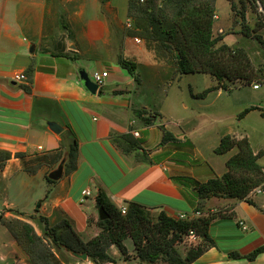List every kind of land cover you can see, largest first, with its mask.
<instances>
[{"label":"crops","instance_id":"crops-1","mask_svg":"<svg viewBox=\"0 0 264 264\" xmlns=\"http://www.w3.org/2000/svg\"><path fill=\"white\" fill-rule=\"evenodd\" d=\"M128 10L129 0L125 5L115 0H0V264H34L6 221L27 222L40 236L45 227L40 217L51 225L67 221L84 242L92 239L99 191L119 210L137 202L151 213L207 220L211 241L194 264H264V192L245 200L213 197L201 203L192 187L174 180L206 182L222 176L226 162L238 152L215 154L228 134L247 137L255 154L264 152V106L245 115L242 120L254 113L261 120L248 121L240 133L204 134L197 124L189 131L164 125L181 143L163 145L155 115L160 113L146 100V92L160 82L165 66L136 33V20L146 15L134 19ZM130 18L133 29L127 27ZM224 28L215 22L214 34H222L231 47H244L239 45L240 38L245 40L242 33ZM120 58L137 64L138 80L120 65ZM81 70L109 73L103 94L87 90ZM17 74L27 79L16 81ZM151 93L156 107L161 97ZM137 110L153 114L156 122L146 125ZM52 123L61 131L53 130ZM202 137L206 139L199 142ZM73 145L78 148L76 168L67 172ZM181 152L193 159H175ZM259 163L264 167V154ZM61 164L62 178L48 183L46 177ZM87 189L89 197L83 195ZM108 254L115 259L110 264H138L125 261L116 246ZM82 264L94 263L88 259Z\"/></svg>","mask_w":264,"mask_h":264},{"label":"trees","instance_id":"trees-1","mask_svg":"<svg viewBox=\"0 0 264 264\" xmlns=\"http://www.w3.org/2000/svg\"><path fill=\"white\" fill-rule=\"evenodd\" d=\"M145 1L146 4H141V0H129L128 13L134 19L136 13L146 14L149 18V26H153V29L149 31V27L145 28L141 37L147 48L154 53L155 59L159 63L165 61L160 53L165 47L173 56L174 68L178 74H206L215 80L216 84L199 94L198 98H205L214 91H231L236 84L249 85L254 82L258 84L264 82V66L261 65L255 70L252 60L244 48H233L222 43L224 39L222 35H214L213 26L217 0H166L165 7L162 6L164 10H160V12L169 11L171 14L169 18L164 15L155 16L156 14L153 13L156 7L154 0ZM257 2L261 4L264 10V0H239L241 5L240 16L244 22L241 32L248 38H254L264 48V35L258 33V30L253 33V29L245 24L248 3L256 4ZM236 7V4L232 3L233 11L236 10ZM151 12L152 14H147ZM260 29H264V24L260 25ZM119 62L138 80L135 62L123 58H120ZM99 94H103V88L99 90ZM254 109L256 108L246 109L241 116ZM135 113L146 125H152L156 122V120L154 121L155 116L144 110H137ZM155 115L156 117L160 116L159 114ZM160 129L163 133V145L181 143L165 126L160 125ZM126 138L128 136L119 137L120 140H126ZM188 146L193 147L189 142ZM235 148L238 149V153L228 159L226 162L227 171L222 176L209 179L206 182H199L191 177H175L174 180L183 186L192 187L195 196L201 203L213 197L247 199L251 190L264 184V167L259 163L264 152L255 154L247 137L237 139L229 134L221 139L214 152L217 155H224ZM77 154L78 148L73 145L70 151V161L66 164L67 172L76 168ZM180 156H186L184 158L186 160L190 154L182 155L179 153L175 159H181ZM9 158L10 155L6 154V159ZM46 179L48 183L56 182L48 177ZM95 200L98 209L101 206L105 207L110 217L104 221L98 218L99 234L87 244L81 243L83 245L81 249L75 248L72 244L63 243L64 239L60 234L61 229L68 228L77 235L67 221L59 225H51L47 218L40 217L45 226V235L53 237L55 242L64 244L71 252L87 254L95 264L115 262V259L108 254V250L112 246L119 249L125 261L130 260L132 255L125 244L127 238L132 239L136 251L135 257L142 264H156L160 260L166 264H194L205 251L206 244L211 241L208 235L209 223L207 220H182L170 217L165 212L152 215L148 209L137 202H129L128 211L123 215L116 206L108 203L102 191L98 192ZM11 221L24 226L28 241L34 244L36 241L42 243V239L35 233L31 224L20 220ZM5 224L30 255L31 253L25 248L20 237L14 234L10 222L6 221ZM190 230H195L202 237L203 243L197 248L190 249L183 256L176 245ZM260 251H255L251 258ZM30 258L34 264H37L32 255Z\"/></svg>","mask_w":264,"mask_h":264},{"label":"rangeland","instance_id":"rangeland-1","mask_svg":"<svg viewBox=\"0 0 264 264\" xmlns=\"http://www.w3.org/2000/svg\"><path fill=\"white\" fill-rule=\"evenodd\" d=\"M115 2L118 4L122 2L125 5L127 0H115ZM140 3L146 4V1L145 3ZM154 3L156 4L155 12H153L156 14L155 16L164 15L168 18L171 17L169 11L164 13L160 12V10H164L166 0H154ZM232 3H235L237 6L234 11L232 10ZM240 8L241 5L239 0H217L214 24L217 22L224 25V32L226 33H242L241 31L243 30L244 22L240 16ZM137 14L138 13H136V15ZM147 14H152V12ZM218 16L220 17V21ZM143 18V20H136L137 28L140 29V31L136 32L138 37H141V33L144 32L145 28L149 27V31L153 29V26H149L150 21L149 18H147V15L143 16ZM224 20H226V23H220ZM245 24L249 25L253 29V33L258 30V33L260 32V34L264 35V29H260V25L264 24V10L259 2L256 4L248 3ZM216 30H218V28ZM216 34L222 35L217 32ZM216 34L214 35L217 36ZM247 39H249V41H247ZM239 41V45L242 44L244 47H247V49L244 47L240 48H244L248 52L254 69L257 70V68L261 65L264 66V48L261 47V45L252 37L248 38L245 36V40L240 38ZM160 53L165 59V61H162L165 68L160 70V82L158 84H150V86L154 87H150V89L146 92V100H148L152 107L156 108V111L160 113V116L158 117L159 125H166L171 130L177 129L178 126H181L184 129L187 128L186 131H189V127L197 124L199 129L202 130L204 134L206 132L214 134L215 131L216 134L219 131L222 133H240L248 127V121H251L253 124L261 120L257 113L248 117L246 121L242 119H244L247 114L243 116H241V114L248 108H256V110H258L257 107L263 108L264 82L260 83V87L258 89H254L253 87L255 82L245 86L236 84L232 87L233 89L231 91H214L209 93L205 98H198L197 96L199 94L216 84L215 80L210 75L206 74L180 75L174 68L175 61L173 56L165 49V47H163V50ZM88 73L89 76L92 77V70H88ZM143 74L146 76L149 72L144 71ZM153 91L155 92V96L161 97L156 103V107H154V97L151 95V92ZM205 139L206 138L202 137L197 140H201L199 142H202ZM200 147H202L204 154L207 155L206 157L209 159L210 157L207 147L202 146V143H200ZM181 153H183L182 155H186L184 152ZM185 157L186 156H180L179 158H181L180 160H184ZM152 215L156 214L152 213ZM9 222L13 227L14 234L20 237L25 248L31 253L30 255L28 253V255H32L37 264H82L83 261H87L88 259L90 262H93V260L89 257L86 260H83L82 258L74 256L73 252L69 251L64 244L55 242L53 237L47 236L45 233L41 236L38 235L35 228V233L40 236L42 243H40V241L39 243L36 241L35 244L33 242L31 243L27 239V232L22 224L15 221ZM91 225H95L98 235L100 229L97 226V221H95V219L91 220ZM60 234L64 239L63 243L72 244V246L79 249L83 247L81 243L87 244V242L97 236H94L85 243L68 228L61 229ZM182 241L183 238L177 243L176 247L180 245ZM201 243L202 241L200 244ZM126 244L128 245V250L132 255L131 259L128 261L131 262L132 260H137L138 264H142V262L135 257L136 251L132 239L127 238ZM184 246H179L178 248V251L183 256L189 251V248ZM84 254L85 253H81V255ZM156 264L166 263L160 260Z\"/></svg>","mask_w":264,"mask_h":264},{"label":"built area","instance_id":"built-area-1","mask_svg":"<svg viewBox=\"0 0 264 264\" xmlns=\"http://www.w3.org/2000/svg\"><path fill=\"white\" fill-rule=\"evenodd\" d=\"M141 2H145V0H141ZM127 27L129 29H133L134 28V24H133V20L130 18L127 21ZM137 42H141V40L139 38H136ZM109 77V73L107 71H94L93 75L91 77V79L99 86V90L101 88H104L107 84V78ZM27 79L25 74H17L14 77V80L16 81H25ZM254 89H258L260 87V84L256 83L254 86ZM135 137H139V132H135L134 133ZM264 192V187L263 185L258 186L256 188H254L253 190H251V192L248 194V198L252 197L255 194H260ZM83 195L85 197H89L91 195V191L89 189L84 190ZM120 211L123 215H125L128 211L127 207H120ZM179 219L182 220H188L189 218L186 214H181L179 215ZM240 225L243 227L244 230H248V226L245 222H240ZM202 241V237L200 235L197 234V232L195 230H190L189 233L185 234L183 236V241L181 242L183 245L191 248H196L200 242Z\"/></svg>","mask_w":264,"mask_h":264},{"label":"water","instance_id":"water-1","mask_svg":"<svg viewBox=\"0 0 264 264\" xmlns=\"http://www.w3.org/2000/svg\"><path fill=\"white\" fill-rule=\"evenodd\" d=\"M81 80L84 83V86L89 90L92 94H97L99 92V86L91 79L89 74L85 70L80 71ZM51 128L57 132L61 131V127L56 124L52 123ZM64 173L63 164H61L56 170L51 172L48 176L49 179L52 181H58L62 178ZM110 217L109 213L105 209V207L101 206L99 207V218L104 221ZM73 255L79 258H82L83 260H86L88 256L86 254L81 255L79 253L73 252Z\"/></svg>","mask_w":264,"mask_h":264}]
</instances>
